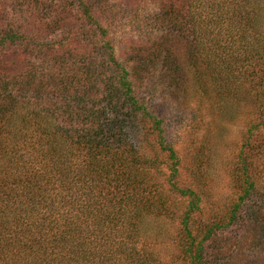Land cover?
Returning a JSON list of instances; mask_svg holds the SVG:
<instances>
[{"label": "trees", "instance_id": "16d2710c", "mask_svg": "<svg viewBox=\"0 0 264 264\" xmlns=\"http://www.w3.org/2000/svg\"><path fill=\"white\" fill-rule=\"evenodd\" d=\"M160 12L159 36L119 59L100 0H0V57L25 62L0 74V264H165L155 244L170 234L156 221L177 213L160 197L156 150L190 199L182 263L213 264V237L238 223L243 240L261 232L240 264H264V0H160ZM154 78L174 101L238 113L226 221L194 226L207 190L173 182L180 160L137 89Z\"/></svg>", "mask_w": 264, "mask_h": 264}, {"label": "rangeland", "instance_id": "374dc122", "mask_svg": "<svg viewBox=\"0 0 264 264\" xmlns=\"http://www.w3.org/2000/svg\"><path fill=\"white\" fill-rule=\"evenodd\" d=\"M100 5L105 11V22L112 30L119 59L124 58L130 48L148 44L159 36L156 19L161 13L160 0H100ZM24 70L25 62L21 55L0 57V74L13 76ZM159 81L154 78L150 83H141V88L136 86L142 100L150 101L151 111L163 119L165 135L180 160L181 174L173 182L180 189L197 188L200 193L207 190L196 212L194 226L202 228L219 220L226 221L229 209L238 200V183L231 174L238 163V140L245 127L238 124V113L233 119L218 117L205 109L206 102L198 109L196 100L191 99L187 104L174 101ZM132 140L137 147L150 149L144 141L133 136ZM154 154L162 168L161 175L156 177L162 187L160 197L177 213L170 220L161 217L156 221V224L164 225L159 232L170 235L156 242L155 249L165 264L172 261L185 264L180 251L183 241L181 218L190 199L183 198L168 185L171 171L170 166L166 167L170 164L168 156L157 150L149 152L150 156ZM210 160L212 165L209 167ZM260 234L257 229L252 230L247 240H243L238 223L227 231L220 230L211 241L212 254L209 258H212L213 264H240L249 255L246 243L255 244L256 236Z\"/></svg>", "mask_w": 264, "mask_h": 264}]
</instances>
